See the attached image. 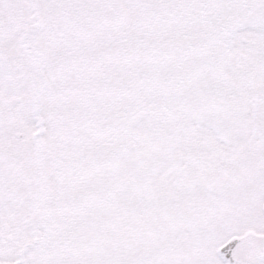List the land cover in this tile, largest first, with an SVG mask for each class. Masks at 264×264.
<instances>
[{
	"label": "snow or ice",
	"instance_id": "obj_1",
	"mask_svg": "<svg viewBox=\"0 0 264 264\" xmlns=\"http://www.w3.org/2000/svg\"><path fill=\"white\" fill-rule=\"evenodd\" d=\"M0 264H264V0H0Z\"/></svg>",
	"mask_w": 264,
	"mask_h": 264
}]
</instances>
